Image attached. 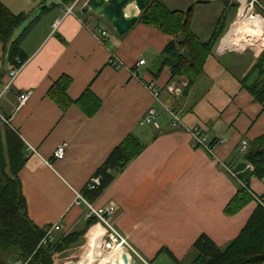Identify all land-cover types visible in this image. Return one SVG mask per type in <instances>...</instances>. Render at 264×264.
Wrapping results in <instances>:
<instances>
[{
	"label": "crops",
	"instance_id": "crops-1",
	"mask_svg": "<svg viewBox=\"0 0 264 264\" xmlns=\"http://www.w3.org/2000/svg\"><path fill=\"white\" fill-rule=\"evenodd\" d=\"M0 1L13 13L40 15L20 43L28 57L5 91L10 64L0 40V114L25 146L36 150L19 172L32 222L42 228L59 222L56 235L80 229L87 207L74 203L76 193L82 194L108 153L133 133L144 144L142 152L94 202L82 195L96 207L112 203L110 221L142 254L154 261L166 247L187 261L200 234L223 247L239 233L257 205L255 197L264 193V176L249 177L252 198L227 214L226 205L243 186L226 167L241 170L251 143L264 136V107L244 85L262 53L244 46L264 44L258 45L257 38L264 24L247 42L224 41L227 33L220 37L202 73L187 88V77L172 78L167 65L157 76L150 72L171 39L156 27L136 22L119 36L103 18L78 12L81 0L67 15L59 0ZM199 8H194L192 22L203 12ZM221 11L215 12L205 40ZM56 18L60 21L53 28ZM112 58L118 67L110 63ZM141 59L144 63L137 64ZM59 81L64 83V109L50 95ZM172 85L180 89L177 98L169 90ZM29 91L20 104L19 97ZM164 104L181 115L186 128H198L215 140L211 154L192 146L185 127H172ZM150 107L158 128L141 123ZM62 143L64 157L57 159L53 152ZM94 228L101 233L100 223Z\"/></svg>",
	"mask_w": 264,
	"mask_h": 264
},
{
	"label": "trees",
	"instance_id": "trees-1",
	"mask_svg": "<svg viewBox=\"0 0 264 264\" xmlns=\"http://www.w3.org/2000/svg\"><path fill=\"white\" fill-rule=\"evenodd\" d=\"M61 1L70 4L74 0ZM260 3L261 0H256L254 5L258 6ZM190 5L192 8L186 13L182 9H169L161 0H150L137 20L156 27L171 37L161 53L178 59L177 65L168 62L165 65L169 66L172 78L187 77V88L193 85L202 73L207 56L230 23L228 14L235 12L236 9L232 5L223 6L222 13L215 19L208 39L203 40L192 29L194 3ZM260 9L264 12V7L260 6ZM39 16L13 13L0 1V40L4 43L5 58L10 66L18 68L26 61L28 56L21 49L20 43ZM28 18L30 20L27 25L14 37L15 30ZM254 71L255 78L249 81ZM246 77L249 81L247 84L244 83L246 89L264 107V51L253 65L252 72ZM56 84V91L50 95L64 109V83L59 81ZM214 142V139L210 140V145L214 146ZM25 149L23 140L8 125L7 118L0 114V264H7L6 257H2L4 253L9 254L8 258H14L15 261L30 257L31 264H52V255L81 242L88 228L97 223V218H87L80 229L55 235L52 243L38 246L44 230L29 218L19 180V172L27 158ZM143 149L144 144L133 133L128 134L108 153L96 169L94 175L100 178V184L93 188H84L82 194L89 201L94 202L114 180L116 174ZM244 160L241 170H232L236 173L235 179L239 183L243 182L244 185L226 205L227 214L234 213L246 203L248 198H252L247 190L249 177L264 176V136L251 143ZM247 164L252 168H247ZM257 197L262 199V203L257 201L244 226L225 246L219 247L208 235L202 233L193 242L187 261L177 259L166 247H162L159 254H167L172 264H262L264 262V193Z\"/></svg>",
	"mask_w": 264,
	"mask_h": 264
},
{
	"label": "built area",
	"instance_id": "built-area-1",
	"mask_svg": "<svg viewBox=\"0 0 264 264\" xmlns=\"http://www.w3.org/2000/svg\"><path fill=\"white\" fill-rule=\"evenodd\" d=\"M80 0H74L70 4H64L61 0L59 2L63 5H65L66 9L64 12V15L70 14L73 11V8L78 5ZM247 1H249L250 5L253 6L254 2L256 0H246L244 2V5H247ZM252 14V13H251ZM60 21L59 18H56L53 22V28H56L58 25V22ZM102 35H107V32L105 30H101ZM110 63L113 66L117 67L120 65L119 61L112 58L110 59ZM144 60L141 59L138 61L137 64H143ZM20 70V67L14 68L10 66V69L8 70V82L3 86L2 90L5 91L9 89L12 81L15 79V77L18 75ZM153 94L156 99H158L159 93H157L155 88H152ZM31 91L25 93L24 95L19 97V103H24L30 96ZM165 110L170 113L171 116V125L174 128L177 127H185L182 123L181 115L175 111L171 106L164 104L163 105ZM155 109L150 107L145 115L143 116V119L141 120L142 124H149L154 126L155 128L159 127L158 122L156 121V115H155ZM186 128V127H185ZM186 131L189 132V134L192 137V146L196 148H202L208 153L213 152V146L210 145V140L208 139V136L206 133L202 130H199L198 128H186ZM241 149L244 150L246 148L247 142L243 140L241 142ZM65 146L66 143L59 144L54 152L53 156L57 159H61L64 157L65 152ZM26 157L31 156L32 154L36 153V150L33 146L27 144L26 145ZM247 168H252L250 164H247ZM226 170L234 177L236 178V173L232 171L230 168L226 167ZM100 184V178L98 176H94L91 178L90 182L87 184V188H93L95 186H98ZM240 184L244 185L243 182H240ZM256 201H259L262 203V199L256 197ZM79 202H82L87 207V213L85 215L86 218L95 217L97 218V221L101 224V233L97 234L94 238L97 239V242L100 243V251L102 254L110 253V256L120 253L125 254L128 258V261L130 259H134L138 262V264H153L150 259H148L145 255H143L123 234L118 230V228L110 221L108 214L111 213L114 210V206L112 203L108 204L107 206H101L96 207L92 203H90L88 200L84 198V196L81 193H76L75 196V202L76 204H79ZM59 222L47 225L43 228L44 234L40 239V242L38 246L46 244H50L54 241L55 233L58 229L61 228ZM122 258V257H121ZM93 260V259H92ZM15 264H31L30 263V257L27 259H17L15 261Z\"/></svg>",
	"mask_w": 264,
	"mask_h": 264
},
{
	"label": "rangeland",
	"instance_id": "rangeland-1",
	"mask_svg": "<svg viewBox=\"0 0 264 264\" xmlns=\"http://www.w3.org/2000/svg\"><path fill=\"white\" fill-rule=\"evenodd\" d=\"M161 1L169 9H182V10L185 11L186 8L191 3H194V8L200 7L199 9H202L203 12L202 13H198L196 15L197 17L193 19V22H191V25H192V29L193 30H195V31L197 30L198 33H200L199 36L203 40L206 39V35L208 33L209 25L212 23V21H214L213 20L214 19L213 16H214L215 12H218V11H220L223 8V4L221 3L220 0H208L209 2H207V3H205V2L195 3L196 0H161ZM231 1H235V0H231ZM236 1H238V5L235 6L236 7L235 12L233 11V12L228 14L229 15V20L228 21L230 23H233L234 21L236 22L237 20H239L242 23L241 25H243L245 20L249 19L250 16H255V15H260V16H262L264 18V12L260 9V6L264 7V0H261L260 5H258V6H255V5L251 6L249 1H247V5H244V7H243L241 12L239 10H240V7H241V1L242 0H236ZM245 1L246 0H244V2ZM80 2L83 3L84 0H81ZM187 2H189V4L185 5ZM79 8H80V6L76 9L78 12H79ZM237 13H238V15H237ZM236 16H237V19H236ZM245 16H246V18H245ZM229 25L227 26V28L229 27ZM228 31L225 30V32L223 33V35L221 37H223ZM260 33H261V36H257V38L259 39L258 45H260V42H262V40H264L263 39V37H264V29H261ZM263 45H261L259 47H257V45L256 46L247 45V46H244V47L251 48L253 50L254 49H256V50L258 49L259 51H264V46ZM149 57L150 56H148V59H151ZM251 77H252V79L249 78V81H251V80H253V78H255V71H254V74H252ZM166 105L169 106V104H166ZM161 110H163L162 107H161ZM166 117L168 118L167 115H166ZM145 125H149V124H145ZM96 224L99 225V223H96ZM96 224L93 227L88 228V230L86 231V233H85L84 237L82 238L81 242H79L78 244L68 248L67 250H65L63 252L54 253L52 255V259H53L52 260V264H81L84 260L86 261L87 259L89 261V264H102V263L106 264V263H108V260H103V259L104 258H108L109 259V258H113V257H118L119 258V262H122L123 260H122L120 255L116 254V256L115 255L110 256V253H106V252H104L105 254H102V252L100 251V244L97 242V239H94V237L97 234H99V232L97 231V230H99V228H94V227L97 226ZM88 252H90V253H88ZM86 253H88V254L86 255ZM8 255L9 254H5L4 253L2 255V257L3 256L6 257L7 264H15L14 258H8ZM92 255H94V256H92ZM91 259H93L92 262H90ZM152 262H153V264H161V263L172 264V261H171L170 257L167 254H165V253H162V254L160 253L159 256L156 259H154V261H152ZM262 264H264V262Z\"/></svg>",
	"mask_w": 264,
	"mask_h": 264
},
{
	"label": "water",
	"instance_id": "water-1",
	"mask_svg": "<svg viewBox=\"0 0 264 264\" xmlns=\"http://www.w3.org/2000/svg\"><path fill=\"white\" fill-rule=\"evenodd\" d=\"M196 1L197 3H202L208 0ZM220 1L223 6L238 5V1L236 0ZM149 2L150 0H84L80 6V12L82 14L92 12L96 16L103 18L119 36H123L137 22L141 12L149 4ZM191 8L192 5H189L185 10L186 13H188ZM184 21H186V18ZM166 62L170 63L171 65H177L178 59L161 53L150 65V72L154 75L159 73ZM173 85H175V83H173ZM173 85L169 87V90L172 92V94H174L173 96L177 98L179 96L178 94L180 89L173 88ZM121 257L125 264H138V262L134 259H130L128 261V258L125 254H122Z\"/></svg>",
	"mask_w": 264,
	"mask_h": 264
},
{
	"label": "bare ground",
	"instance_id": "bare-ground-1",
	"mask_svg": "<svg viewBox=\"0 0 264 264\" xmlns=\"http://www.w3.org/2000/svg\"><path fill=\"white\" fill-rule=\"evenodd\" d=\"M243 7H244V0L241 1V7L239 10L240 12L242 11ZM245 18H246V16H245ZM241 24H242L241 21L237 20L233 24L232 28L227 32L226 37L223 40L226 41L228 39H238V40H241L243 42L249 41L251 39V37H253V35L257 32V30L264 24V18L260 15L250 16L249 19L244 21V23L242 25L243 28L241 27ZM2 119H4V118L2 117ZM116 254L121 256V252L116 253ZM116 254H114V255L116 256ZM103 260H108V263H106V264H125L123 261L119 262L118 257H113V258H109V259L104 258ZM87 261H88V259L86 261L84 260L81 264H89V261L88 262ZM92 261L93 260L91 259L90 262H92Z\"/></svg>",
	"mask_w": 264,
	"mask_h": 264
}]
</instances>
